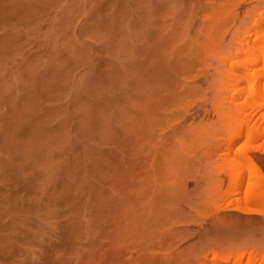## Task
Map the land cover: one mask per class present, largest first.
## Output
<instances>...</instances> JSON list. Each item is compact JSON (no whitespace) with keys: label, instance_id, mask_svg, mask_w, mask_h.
Segmentation results:
<instances>
[{"label":"rangeland","instance_id":"374dc122","mask_svg":"<svg viewBox=\"0 0 264 264\" xmlns=\"http://www.w3.org/2000/svg\"><path fill=\"white\" fill-rule=\"evenodd\" d=\"M47 1L34 11L22 9L9 18L7 26L0 24V38L7 39L0 47V99L4 102L11 98L7 111L15 120L10 122L11 135L6 141L0 137V264H231L230 258L238 252L264 250V188L255 186L262 197L252 199L248 196V173L238 188L230 178L234 173L230 168L245 160L244 156L259 166V174L263 173L260 177L264 175V117H259L264 108L256 109L251 97L243 96L237 106L209 120L213 129L207 142L215 136L234 133L238 119L252 113L249 118L253 124L249 125V119L248 134L246 130L245 133L260 131L261 138L252 141L246 135L233 147L234 155L244 148L246 155L232 153L225 161L217 156L209 160L204 154L205 145L184 139L186 147H175L179 144L173 142L167 165L158 171V179L152 177L147 185L153 187L147 189L144 197L149 199L143 200L142 206L152 198L153 208L142 209L138 206L137 189H132L139 178L138 160L134 157L137 139L135 131L128 134L122 129L136 120L139 0H114L113 4L112 0ZM157 3L159 11H154L151 18L157 24L164 21L177 25V30L184 28L177 33H191L192 36L183 34L186 45L193 46V38L195 45L204 42V37L209 40L216 36L215 46L210 45L212 50L216 48L211 58L222 63L225 56L231 58L227 55L230 50L234 56L237 49L243 48L247 27L264 19V0ZM218 4L225 8L223 13ZM173 10L175 20L170 15ZM263 39L251 44L254 51L264 48ZM210 42L214 44L213 40L204 43ZM199 46L205 51L201 53H207L208 46ZM207 56L208 53L201 54L200 59ZM242 56L237 55L236 61L246 60ZM218 89L222 91L221 86ZM167 137L164 135L162 140L168 142ZM161 146L164 144L158 148ZM151 153H146L150 162ZM179 158V162L175 161ZM187 158L194 161L188 162ZM184 163L188 165L184 167ZM255 178L251 185L261 183ZM245 209L258 213L249 215ZM125 229H129L126 234ZM120 232V237L115 236ZM114 239L129 244L125 246ZM243 257L247 261L248 255Z\"/></svg>","mask_w":264,"mask_h":264},{"label":"bare ground","instance_id":"6f19581e","mask_svg":"<svg viewBox=\"0 0 264 264\" xmlns=\"http://www.w3.org/2000/svg\"><path fill=\"white\" fill-rule=\"evenodd\" d=\"M50 1L53 2L54 0H50ZM50 1H49V3H50ZM113 1L114 0H112L111 4L114 3ZM157 1L160 2V0H139V6H140V7L138 6L139 12H140V14L138 13L140 15V18L138 19V20H140V21H138V22H140L139 23V26H140L139 27L140 28L139 33L140 34H139V39H138V44H139L138 47L139 48L136 47L137 48L136 49L137 55H135L136 56V58H135V61H136L135 69H136V71L135 72L137 74V81H136L137 82L136 83L137 84V89H136L137 97H135L136 99L134 100L135 105L132 104V105H134V108H135V113H136L135 115L136 116L134 118L136 120H132V121H134V123H131L132 121H130V124H127L126 126L125 125L122 126V127H124V128H122L123 131L128 130V131H126V133L129 132L128 134H130V131H132V130H133V132L135 131V133H136V134L134 133V135H136V139H137V150H135V152L137 151V153H136L137 156H134V157H137L136 159L138 160L137 174L139 175V178L136 181V183L134 182L135 183L134 186L136 188H132V189L134 191H135V189H137L136 191L138 192V195L137 194L136 195H137V201L139 203L138 206L141 205L142 209H143V207H145V208H148L150 210L153 208V200H151L152 198L150 199V201L148 200L149 201L148 205L145 204V206H142V205H144L143 200L149 199L148 197L147 198L144 197L146 192H147V189H150L151 187H153V186H151V187L148 186L149 188H147V185L149 182H152V181H150V179L152 177L156 179L159 176L157 174H159L158 171L160 170V168L163 167V169H164V166L167 165V159H169V157H171V155L169 154L171 151L170 146H173L174 143H176L177 145L178 144L179 145L175 146V147H181V146L186 147L187 144L183 145V143H185L184 139H186V141L190 140L192 142V144L197 143L199 145L200 144L205 145L206 148L204 150V154H206V156L209 160L212 159V157L217 156L218 158L225 161L226 159H228L231 156L232 153H233V156H238V154H245L247 152V149L244 151V149H245L244 148L243 150L241 149L242 151L239 150L238 154L234 155L233 147L237 141L241 140L242 138H246L245 136L248 134L247 133L248 129L246 130V127L253 124V121H252L253 119L251 120L249 118V117L253 116L252 113H250V115L247 114L246 116L243 114L242 118L239 117L240 119H238V121H237L238 125L236 124L238 126L237 127L238 129L234 133L233 132L232 133L227 132V134L215 136L207 142V137H209L211 130L213 129L212 122H210L209 120L212 116L220 117V116L224 115L230 108L237 106L238 100L244 98L245 96L251 97L250 99L253 100L252 102H254L253 104L256 106V109L260 108L259 110H261V108L262 109L264 108V48H262V47L257 48L255 46L256 44H254V46L257 48V50L254 51L255 48L251 47L252 46L251 44L257 42V40L258 41L261 40V38H264V19L259 18L257 21H255L256 22L254 24L255 26H252V24H251L252 27L249 26V27H247L249 29L245 30V32L243 31L244 34L247 35V37H245L246 40L244 39V42L242 44L243 48L241 46L240 49H237L236 52L234 54H232L234 56L230 55V52H232L230 50L229 54H227V55H229L231 58L228 59L227 56H225L224 58L226 60L224 59L225 62L223 61V63H222L219 60H214L216 57H214V59H212L213 57L211 56L212 54L215 53V52H213V50L216 48H214L212 50V46H210V45L215 46L216 36H214L212 39L210 37L209 40L205 37L203 38L204 42H209V41L213 40L214 44H212L213 42L205 44L201 40L200 43H196L194 45L196 38H193V41H194L193 46L191 45L192 44L191 42H190L191 43L190 45H186L187 43L185 44L184 41L187 39H186V37H185V40L183 39L184 38L183 34L188 35V32L186 33L184 31H182L180 33H177L176 32L177 29H175V27L177 25L174 27V26H171L170 24L168 25L164 21H162L163 23L159 22V24H157V22H156L157 20L152 19L153 14H154L153 12L159 11V10H156L158 7L157 4H159V6L161 8L164 7L161 5V3H157ZM24 2L25 1H22V0H0V24L2 25V27L7 26L9 18L17 15L16 13H19L22 9H24V10L28 9L29 11L32 9L34 11V9L37 10V9L41 8V5L44 2L45 3L47 2V4H48L47 0H33L32 2L26 1L27 3L26 2L24 3ZM94 2H92V3H94ZM103 2H105V1H103ZM182 2H177V3L179 4ZM194 2H195V0H194ZM45 3L43 4L44 6H45ZM162 3H165V1H163ZM173 4H175V3H173ZM188 4H191V3H188ZM219 4L221 5L222 2ZM219 4H218V6H219ZM225 5H226V2H225ZM179 7H178V9H179ZM97 8H99V7H97ZM175 8H177V7H175ZM210 8H211V6H210ZM220 8L221 9L219 11L225 10V8L222 6ZM92 9L94 10V8H92ZM174 10H176V9H174ZM174 10H173V13H170L173 20H175V13H174L175 11ZM194 10L195 9H193V11ZM188 12H192V11L190 10ZM206 12H209V11H206ZM214 13L216 14V11ZM221 13H223V12L221 11ZM207 14H209V16H210V13H207ZM207 14L204 15V17L207 16ZM189 15H191V14L189 13ZM117 16H118V14H117ZM115 17H116V15H115ZM247 17H249V16H247ZM127 18L128 17H126V19ZM178 18H180V17H178ZM203 19L204 18L202 17L201 20L205 21ZM94 22H92V23H94ZM122 23L123 22H121V24ZM124 23H126V21H124ZM123 24H122V26H123ZM135 24H134V27H135ZM212 24H214V23H212ZM186 25H188V24H186ZM203 26L205 27V25H203ZM181 27H183V26H181ZM186 27L187 26H185V28ZM206 27H208V26H206ZM178 28H180V27H178ZM180 29L182 30L184 28H180ZM181 30H177V31H181ZM188 30H190V29H188ZM205 30L210 31V29H205ZM110 31H112V30H110ZM117 31H119V30L117 29ZM209 31H207V32H209ZM157 32H158V35L156 34ZM189 35H191V33H189ZM202 35H204V34H202ZM188 36H187V38H188ZM193 37H195V36H193ZM253 37H254V39H253ZM113 38H115V37H113ZM258 38H260V39H258ZM189 39H191V38H188V40ZM255 39H257V40H255ZM5 40H7V39H3V38L1 39V41H0L1 46L0 47H2V42H5ZM198 40H200V39H198ZM189 41H191V40H189ZM196 42H199V41H196ZM199 45H201L202 47H203V45L208 46L207 49L205 48L206 52L208 53L207 59H205V58H203V60L200 59L201 54L207 55V53H201L202 51L203 52H205V51L204 50L201 51L200 50L201 47ZM199 47H200V49H199ZM234 48H236V46ZM260 48H262V49H260ZM75 50H77V49H75ZM128 50H129V48H128ZM214 51H216V50H214ZM237 51H238V54H236ZM81 52L83 53V51H81ZM221 52L222 53L224 52L223 54H225L224 50H222ZM221 52L220 53L217 52L216 54H221ZM83 54H85V52ZM83 54H81V55L83 56ZM132 55H134V54H132ZM237 55H243L242 57H244V55H245L246 60L243 59L244 61H242V63L240 61H236ZM220 56H219V58L222 59L223 57H220ZM204 57H206V56H204ZM217 57H218V55H217ZM85 58H88V57H85ZM71 59H72V57H71ZM67 60H66V62H68ZM106 60H108V59H106ZM211 60H213L214 62ZM216 61H218V63H216ZM233 61H236V62L233 63ZM48 63H50V62H48ZM212 63H215V64H212ZM55 64H54V66H55ZM217 64H219L220 67H218ZM221 64H224V65L221 66ZM57 65H58L57 67H59L60 63ZM214 65H216V66H214ZM199 73L202 75L199 76ZM203 73H205V74L203 75ZM49 74H51V73H49ZM106 76H107V74H106ZM45 77H47V76H45ZM88 77H90V76L88 75ZM24 79L25 78H23V80ZM15 80H16V78H15ZM123 82H125V81H123ZM13 85H14V83H13ZM218 86L219 87L221 86L222 91L220 89H218ZM13 94H14V92H13ZM246 97L244 99H246ZM3 99H5V97H3L2 100ZM10 99H9V101H10ZM7 101L8 100L5 99L4 102H2L0 99V108H2L4 110V113L1 112L3 114L0 113L1 114L0 115V118H1V120H0V137L1 138L3 137L4 140L10 134V133L8 134V131H10V130H8L10 127V122L15 121L14 118H13V120H11L10 113L7 111V109H8L7 106L10 103L9 101H8L9 103H7ZM246 102L247 101L245 100L244 103H246ZM86 103H88V102H86ZM14 104L16 105V103H14ZM11 106H12V104H11ZM3 110H1V111H3ZM263 115H264V113H262V114L259 113V117L263 118L264 117ZM249 119L252 122L251 124H249V121H250ZM33 122H34V120H33ZM254 122H256V121H254ZM15 124H16V122H15ZM133 124L136 126H134ZM127 126H129L130 128L127 129ZM132 127H135V128L133 129ZM224 128H226V127H224ZM215 129H217V128H215ZM43 130L44 129H42V131ZM245 130H246L247 134L245 133ZM14 131H16L15 128H14ZM128 134H127V136H128ZM164 135L168 136L167 137V138H169L168 142H164L165 139L162 140ZM123 136H121V137H123ZM261 136H262L261 132L256 131L253 135H247V139H250L253 141V140L261 138ZM20 138L22 140V137H20ZM263 138H264V134H263ZM225 139H227V141ZM9 140L10 139H8V141ZM224 140L226 141V143H224V147H222L223 142H225ZM0 144H1V142H0ZM159 144H164V146H161L162 149L158 148ZM72 146H74V145H72ZM12 150H13V148H12ZM174 150H175V148H174ZM176 150L178 151L179 149L177 148ZM180 150H182V149H180ZM185 150L187 151V149H185ZM148 151L152 152L150 154L151 156L153 154V156H152L153 159L151 160V162L148 160L149 158L146 157V156H148L146 154ZM248 151H250V150L248 149ZM22 152H24V151H22ZM262 153H263V151H262ZM176 154L177 153L175 152V155ZM179 154H181V152ZM182 154L184 155V153H182ZM187 157H189V156H187ZM244 157H245V160L241 159L240 162H238L237 166H235V165L233 166L231 164L232 165V168H230L231 172H234L232 176L230 175L232 184L234 187H237V188L240 187L246 181V177H247L246 175L248 173V175H249L248 176L249 177V180H248V182H249L248 196L252 199L261 198L262 194L258 193V191H255L254 189H255V186H261L262 188H264V185H263L264 184L263 183L264 182V177H263L264 175H262L260 177V175L263 173L259 174L260 170L257 168L259 166H257L255 162L253 163L251 158L249 159V157H246V156H244ZM184 158L186 159V156ZM176 159H178V158L176 157ZM187 160H188V162H190L191 158H187ZM125 161H127V160H125ZM148 161H149V163H148ZM175 161L179 162L180 158H179V160H175ZM131 162H134V161H131ZM170 162H173L172 159ZM179 165H181V164H179ZM186 165H188V164H185L184 167H186ZM223 165L225 166V163H223ZM166 167L168 168V166H166ZM126 168L128 169V167H126ZM173 169L175 170V168H173ZM131 170H130V172H131ZM132 173H134V172L132 171ZM124 176H125V174H124ZM256 176L261 181V183H259V184L254 183L251 185V182L253 181L252 179H254ZM257 178H255V179H257ZM133 179H134V177H133ZM256 181H258V180H256ZM115 182H117V181H115ZM120 185H122V184H120ZM125 187H127V186H125ZM123 188H124V186H123ZM117 189H118V187H117ZM124 191H126V189ZM122 192L123 191H121V193ZM123 194H124V192H123ZM126 194H127V192H126ZM126 194L123 196H126ZM112 197H114V196H112ZM123 204H121V205H123ZM148 209L145 211H148ZM139 211H140V209H139ZM140 212H142V211H140ZM150 213H152V212H150ZM244 213H248L250 215V213L253 214V213H258V212H257V210H254V209H245ZM141 214H143V213H141ZM141 214H140V216H142ZM144 218L147 219V217H145V216H144ZM128 231H129V229H128ZM128 231H127V229H125L124 233L126 234ZM121 232L117 233L115 236L119 235V237H120L121 236L120 234H122ZM125 234H124V236L127 239ZM114 240H116L118 242L117 239H114ZM125 242H126V244H123L122 241L118 242V243L119 244L122 243L123 245L128 246L129 241H125ZM120 247H122V246H120ZM149 254H151V253H149ZM246 254L248 255V259H247V261H244L243 256ZM150 257H152V256H149V258ZM230 259H231L230 262H232L231 264H264V250L258 251V250L252 249V248L247 249L246 251H244L242 253L238 252L235 256H232V258H230ZM227 260H229V259H227ZM211 262H216V261H211ZM227 262H229V261H227ZM138 263H139V261H138Z\"/></svg>","mask_w":264,"mask_h":264}]
</instances>
